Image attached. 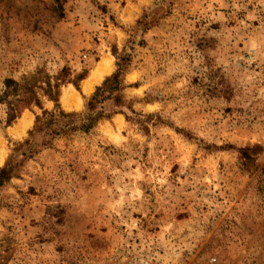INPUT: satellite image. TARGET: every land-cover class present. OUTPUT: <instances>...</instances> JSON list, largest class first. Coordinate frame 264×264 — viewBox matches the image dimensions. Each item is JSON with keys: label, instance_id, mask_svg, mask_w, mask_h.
Listing matches in <instances>:
<instances>
[{"label": "rangeland", "instance_id": "374dc122", "mask_svg": "<svg viewBox=\"0 0 264 264\" xmlns=\"http://www.w3.org/2000/svg\"><path fill=\"white\" fill-rule=\"evenodd\" d=\"M119 66L122 106L37 130L45 78L82 113ZM24 78L41 103L9 118ZM0 157V264H264V0H0Z\"/></svg>", "mask_w": 264, "mask_h": 264}, {"label": "trees", "instance_id": "16d2710c", "mask_svg": "<svg viewBox=\"0 0 264 264\" xmlns=\"http://www.w3.org/2000/svg\"><path fill=\"white\" fill-rule=\"evenodd\" d=\"M64 68L61 69V71ZM122 68L119 66L114 73L110 76L106 77L100 86L95 88V91L90 95L86 102V110L82 113L75 112H64L58 106V83L54 82L51 84L49 78H45L43 80L45 82V86L42 87V93L52 99L55 102V108L53 110L43 109L40 115H36L35 117V127L37 126V130L41 131L45 129L50 134H58V133H66L68 131H74L76 129L80 130H88L95 123L108 115L105 113L104 109L100 107L97 108V105L101 103L104 99H113L116 104L122 106L124 100L120 92H117L122 85L121 80ZM84 76L83 73L79 74L77 78L80 80ZM31 78H34L32 76ZM13 82L15 90L19 92H13L16 96L12 107L10 108L13 112L9 115V118H12L15 113L20 112L24 107H28L30 104L40 105V98L38 96V92H36L33 88V85L29 83L28 78H24L22 84H19L17 81L7 79L6 83ZM75 87L78 88V85L73 82ZM23 89V92H21ZM259 146L254 145L252 147H241L239 149L240 158L243 160V164H246L250 158L248 151L253 149H258ZM14 170V164L11 162H7L4 166L0 168V185L3 184L6 180H8L11 176L12 171Z\"/></svg>", "mask_w": 264, "mask_h": 264}, {"label": "built area", "instance_id": "2783aa9c", "mask_svg": "<svg viewBox=\"0 0 264 264\" xmlns=\"http://www.w3.org/2000/svg\"><path fill=\"white\" fill-rule=\"evenodd\" d=\"M135 252L130 255L128 264H178L176 258L178 253H173V258L163 260L157 255L160 254L161 248H149L142 250L141 248H134Z\"/></svg>", "mask_w": 264, "mask_h": 264}, {"label": "bare ground", "instance_id": "6f19581e", "mask_svg": "<svg viewBox=\"0 0 264 264\" xmlns=\"http://www.w3.org/2000/svg\"><path fill=\"white\" fill-rule=\"evenodd\" d=\"M109 67L110 66H109V63L107 61H102L101 63H99V65L95 69L94 73H92V77L89 80L85 81L84 90L85 91L90 90L93 83L98 81V79L101 78L104 73L109 71ZM63 101H64L66 106H73L75 108H77L80 104L79 97L75 93H70L67 96L64 95ZM27 123H28L27 120L24 119L23 125H26ZM0 161H1V157H0Z\"/></svg>", "mask_w": 264, "mask_h": 264}]
</instances>
